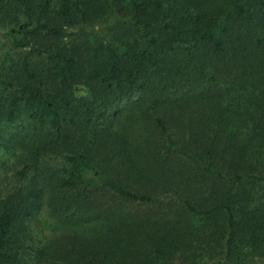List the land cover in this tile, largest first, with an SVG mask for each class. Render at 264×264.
<instances>
[{
  "label": "trees",
  "instance_id": "1",
  "mask_svg": "<svg viewBox=\"0 0 264 264\" xmlns=\"http://www.w3.org/2000/svg\"><path fill=\"white\" fill-rule=\"evenodd\" d=\"M0 153V264H247L264 0H0Z\"/></svg>",
  "mask_w": 264,
  "mask_h": 264
},
{
  "label": "rangeland",
  "instance_id": "2",
  "mask_svg": "<svg viewBox=\"0 0 264 264\" xmlns=\"http://www.w3.org/2000/svg\"><path fill=\"white\" fill-rule=\"evenodd\" d=\"M15 160L16 159H14L12 156H3L2 153H0V179L7 178V182H13L11 177L14 172ZM48 160L50 161L51 159ZM48 160L46 159L45 162ZM51 162V164H56L54 161ZM39 221L43 233L48 237L53 235L54 231L56 230V223L53 219H51L45 209L40 213ZM222 252V248H213L210 250L206 244H201L198 245L197 250L179 257L177 262L174 264H220L225 260ZM247 264H264V250L262 249L259 251V254L251 257Z\"/></svg>",
  "mask_w": 264,
  "mask_h": 264
}]
</instances>
